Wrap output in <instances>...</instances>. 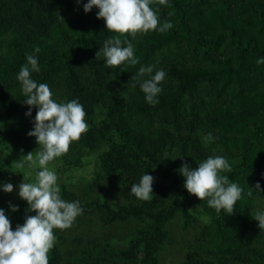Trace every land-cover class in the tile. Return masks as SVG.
<instances>
[{
  "label": "trees",
  "instance_id": "1",
  "mask_svg": "<svg viewBox=\"0 0 264 264\" xmlns=\"http://www.w3.org/2000/svg\"><path fill=\"white\" fill-rule=\"evenodd\" d=\"M85 2L0 0V119L28 110L16 76L26 55L39 47L34 54L41 70L32 78L47 83L58 102L78 99L86 112L88 129L61 162L66 168L81 166L78 149L95 151L100 174L93 185L105 181L116 198L96 197L89 202L91 211L104 225L131 220L136 225L123 248L89 240L73 256L56 242L49 264H159L166 222L176 213L187 220L190 205L206 214L207 223L183 264H264V227L253 219L264 209V65L256 63L264 56V0H152L160 24L171 21L173 27L135 34L107 31L103 18L96 17L98 9L83 11ZM113 36L122 46L133 43L138 64L109 68L96 58ZM141 65L166 72L155 106L131 78ZM207 133L214 137L211 143L204 141ZM5 137L15 147L25 138L10 127L0 130L1 145ZM25 141L28 148L35 142ZM212 155L228 159L232 171L221 174L243 188L231 214L217 212L207 198L200 201L183 187L182 164L196 167ZM4 171L2 166L0 177ZM146 172L155 178L148 201L130 191ZM61 196L75 198L65 190ZM13 205L15 212L0 207L14 230L35 212L19 196ZM58 230L65 229L53 231Z\"/></svg>",
  "mask_w": 264,
  "mask_h": 264
},
{
  "label": "clouds",
  "instance_id": "2",
  "mask_svg": "<svg viewBox=\"0 0 264 264\" xmlns=\"http://www.w3.org/2000/svg\"><path fill=\"white\" fill-rule=\"evenodd\" d=\"M80 2L77 0L78 4ZM151 4L152 0H86L83 11L88 13L93 7L98 9L96 17L103 18L107 31L115 33L165 32L171 29V21L160 24L159 16ZM124 44L126 46H122L119 36L110 37L103 42L96 58L102 57L103 63L109 68H116L124 62L138 64L133 43L126 40ZM39 52L40 48L36 47L34 53ZM34 53L26 55L27 63L21 66L16 79L26 97L23 103L29 106L25 115L31 116L32 106L37 109L27 135L35 137L41 148L35 156L32 152L24 156L26 161L31 162L30 169L35 171L34 182H22L16 187L19 198L27 202L28 211H34L35 215H26L23 224H17L13 230L9 216L0 207V264H49L48 253L56 240L53 230L71 227L83 211L80 201L62 198L57 174L48 165L66 153L69 145L87 131L86 112L78 99L58 102L53 99V92L47 83H38L32 78L33 72L39 73L41 70ZM256 63L264 65V56L258 57ZM165 76L163 69H155L154 65H141L136 76L131 78L139 81L145 101L155 106L159 103L158 94L162 92L161 82ZM213 140L212 133L204 137L206 143ZM17 166L23 168L24 161L18 162ZM178 171L184 178L183 187L187 192L200 201L207 198L208 206L217 212L223 210L225 214H231L234 205L242 197L243 188L238 183L230 182L228 175L221 174L232 171V165L224 156H208L196 167L185 162ZM31 174L32 171L29 172ZM154 179L148 172L144 173L131 186V194L144 201L152 199ZM13 188L10 182H0V191L10 193ZM255 190L260 193L259 182ZM251 194L249 191L248 195ZM9 207L12 212L18 210L16 205L10 204ZM253 219L259 227H264V209H257Z\"/></svg>",
  "mask_w": 264,
  "mask_h": 264
},
{
  "label": "rangeland",
  "instance_id": "3",
  "mask_svg": "<svg viewBox=\"0 0 264 264\" xmlns=\"http://www.w3.org/2000/svg\"><path fill=\"white\" fill-rule=\"evenodd\" d=\"M53 99L55 97L53 96ZM37 109H32L31 116H26L24 111L22 114H14L9 117L0 119V130L6 127L20 131L25 138L19 142L18 146L13 145L7 137L4 138V145L0 144V168H5L4 174L0 177L2 183H12L13 191L6 193L0 191L1 206L8 208L13 205L14 200L18 196L17 187L20 183L34 182L35 171L30 169L31 162L25 160L24 156L32 152L35 156L41 148L37 145L35 137L28 136L27 133L32 128V118L36 115ZM30 140V148L25 147L24 141ZM34 140V141H33ZM26 142V141H25ZM5 146V147H4ZM97 150V149H96ZM82 165L66 168L60 160V157L49 162V167L54 169L58 180L57 183L60 190L70 192L74 195L73 201H80L85 208L82 213L76 217L72 226L64 231H56L55 243L59 242L60 250L65 255H79V252L89 240L107 244L108 242L116 244V247L123 248L126 246L125 239L133 233L136 226L134 221L116 222L104 225L98 216L91 211L89 202L99 197L100 200L109 193L110 196L116 198L114 191L105 181L99 180L98 185H93L94 176L99 175L97 165H95L96 154L93 150L81 149ZM71 156L72 154L66 153ZM24 161V167L17 166L18 162ZM32 174L29 175V172ZM166 188L170 187V182L164 183ZM170 193V192H169ZM171 194V193H170ZM179 199V198H178ZM190 216L185 220L180 213H176L174 217L165 224L167 229V240L161 252L158 255L159 264H183L185 254L192 244L193 238L200 229L207 223L206 214L197 206H189ZM60 235V236H59Z\"/></svg>",
  "mask_w": 264,
  "mask_h": 264
}]
</instances>
